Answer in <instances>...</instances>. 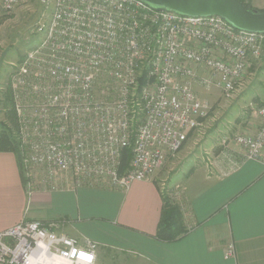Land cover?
<instances>
[{"label": "built area", "instance_id": "1", "mask_svg": "<svg viewBox=\"0 0 264 264\" xmlns=\"http://www.w3.org/2000/svg\"><path fill=\"white\" fill-rule=\"evenodd\" d=\"M22 1L2 6L10 14ZM40 3L42 38L13 66L7 85L28 194L69 180L123 189L152 180L191 132L207 133L213 104L196 86L233 101L250 87L252 66L264 62V33L237 29L220 16L157 11L141 0ZM259 97L242 106L257 114V129L222 136L220 146L235 144L264 165ZM161 190L167 193L165 182ZM55 227L22 220L1 230L0 264H96V242ZM234 254L230 246L226 257Z\"/></svg>", "mask_w": 264, "mask_h": 264}, {"label": "crops", "instance_id": "2", "mask_svg": "<svg viewBox=\"0 0 264 264\" xmlns=\"http://www.w3.org/2000/svg\"><path fill=\"white\" fill-rule=\"evenodd\" d=\"M196 87L201 95L204 89ZM258 124V117H247L235 133H253ZM224 129L211 128L196 141L202 154L185 160L171 179L157 171L127 189L75 187L69 180L56 190L36 187L28 194L17 155L0 151V231L22 220L56 222L57 231L98 244L96 264H264V165L246 159L235 144L220 146L227 129L234 134ZM164 181L190 228L174 241L156 237ZM230 246L235 254L227 258Z\"/></svg>", "mask_w": 264, "mask_h": 264}, {"label": "rangeland", "instance_id": "3", "mask_svg": "<svg viewBox=\"0 0 264 264\" xmlns=\"http://www.w3.org/2000/svg\"><path fill=\"white\" fill-rule=\"evenodd\" d=\"M246 1L253 8L264 11V0ZM43 13L44 8L40 0H23L10 14L4 11L2 0H0V16L7 15V18H4L0 24V122L2 123L7 120L4 102L10 72H12L13 66L21 61L27 50L40 42L42 35L36 32V28L37 21ZM251 70L254 75L250 87L242 96L233 101L225 100L222 92L218 89L207 90L202 87L204 90L201 92V96L213 104L211 117L206 121L209 124L206 129L207 133L211 128L218 131L222 126L225 128L224 130L227 128L232 129V126L239 125L247 117L252 120L257 118L255 117L257 114L252 111L245 113L242 106H245L255 97H264V62H257ZM234 127L232 129L233 133L237 129V126L235 129ZM1 129H4V127H0ZM226 131L229 135H232L229 129ZM200 138L202 137L195 134L194 137H190L185 142L176 154L168 156L163 166L159 168L158 176H166L167 179H171L181 169L185 160L197 158L198 155L202 154L201 147L197 143L195 144L196 141L204 140ZM203 144H207L206 141ZM179 156L182 157V160H178ZM215 156L217 157L216 154ZM165 181L167 182V180ZM171 188L172 186H170Z\"/></svg>", "mask_w": 264, "mask_h": 264}, {"label": "water", "instance_id": "4", "mask_svg": "<svg viewBox=\"0 0 264 264\" xmlns=\"http://www.w3.org/2000/svg\"><path fill=\"white\" fill-rule=\"evenodd\" d=\"M157 11L185 16H220L237 29L264 33V11L251 10L241 0H141Z\"/></svg>", "mask_w": 264, "mask_h": 264}, {"label": "trees", "instance_id": "5", "mask_svg": "<svg viewBox=\"0 0 264 264\" xmlns=\"http://www.w3.org/2000/svg\"><path fill=\"white\" fill-rule=\"evenodd\" d=\"M245 3L246 7L251 10H258L253 8L246 0H241ZM259 11V10H258ZM262 12V11H260ZM7 18V15L0 16V24L3 19ZM5 113L6 122H0V127L4 129L0 130V151L14 152L21 166V160L19 156V146L17 140L13 135V129L17 127V115L14 110L13 99L10 88L7 86L5 93ZM131 159V153L129 150L126 152L124 160L126 162ZM125 162V161H124ZM24 185H26L28 179L26 176H22ZM179 188V187H177ZM190 229V228H189ZM185 224L183 208L167 193L163 194V208L161 218L158 224V230L156 237L161 240L174 241L182 238L189 231Z\"/></svg>", "mask_w": 264, "mask_h": 264}]
</instances>
